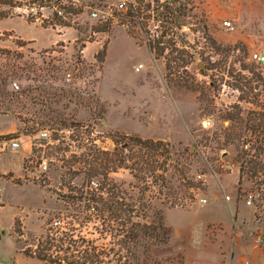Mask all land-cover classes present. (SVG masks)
Masks as SVG:
<instances>
[{
    "label": "rangeland",
    "instance_id": "rangeland-1",
    "mask_svg": "<svg viewBox=\"0 0 264 264\" xmlns=\"http://www.w3.org/2000/svg\"><path fill=\"white\" fill-rule=\"evenodd\" d=\"M121 1L0 0V114L19 123L30 154L0 150V239L13 248L19 217L26 253L52 264H184L190 239L225 243L226 258L264 255L261 196L247 206L253 184L238 185L242 147L217 145L236 105L243 119L264 108V74L251 61L264 53V0H126L118 11ZM95 8L113 18L97 21ZM56 16L69 26H52ZM168 61L181 67L168 71ZM43 130L50 140L38 138ZM125 136L169 144L166 181L160 167L138 169L163 157ZM117 146H130L134 171L112 172ZM116 201L134 204L135 221L147 224L162 211L168 245L130 240ZM219 220L231 228L211 223Z\"/></svg>",
    "mask_w": 264,
    "mask_h": 264
},
{
    "label": "trees",
    "instance_id": "trees-1",
    "mask_svg": "<svg viewBox=\"0 0 264 264\" xmlns=\"http://www.w3.org/2000/svg\"><path fill=\"white\" fill-rule=\"evenodd\" d=\"M7 4L12 7L13 2H1ZM8 15L0 14V20L7 18ZM52 26H69L66 24L62 17L56 16V24H52ZM103 32H107L108 30H102ZM28 42L21 41L20 45H26ZM151 47V46H150ZM155 50V48H152ZM156 54L161 55L163 51H155ZM181 66H173L170 61L167 62V70L171 71L172 69H179ZM258 107L262 109V111L255 112L250 111L247 115L246 119L242 118V110L239 105H236L235 108L239 110L237 115L227 114V118L233 121V125L226 129L224 132V143L217 140V145H219L220 149H223L224 146L229 145H237V147H242L240 154L238 155V159L240 162V173H239V181L238 185L241 186L246 177L253 184L252 190L260 194L261 199L264 200V108L260 102H258ZM1 115V114H0ZM19 131V130H18ZM246 132H250L254 137L252 140H246L247 137L245 135ZM20 138L18 133L10 134L7 136H3L0 139L12 140ZM125 140H129V142H133L135 145L143 148L146 151H155L158 156L163 157V161L161 164L157 160H152L151 162L144 163L145 166H140L139 171H150L153 172L157 168L160 167L162 170L161 179L166 181L164 174L168 171V161L171 159L169 144L163 141H153L150 139H142L140 137H129L125 136ZM118 143V142H117ZM119 144V143H118ZM130 145V144H128ZM249 145V149H245V146ZM130 146L123 149L122 152L118 153L119 147L117 146L116 152L119 155V165L113 168L112 172H117L118 169H125L134 171L135 169L126 162L124 151L128 150ZM105 155H110L107 152H103ZM116 154V153H115ZM147 161V160H146ZM110 163H114L111 161ZM109 167V166H108ZM163 168V169H162ZM135 177L139 178V175H135ZM104 189L101 188V191ZM113 197H118V193L113 192ZM123 200V198H122ZM99 201L103 203L104 206V197L101 194L99 196ZM114 206H122L116 210H120L121 214H125L126 219L125 222L130 224V230L128 231V237L135 243H140L142 239H148L149 243L156 246L168 245L171 237L172 230L165 223L164 214L162 211H158L156 214L155 220L150 223H143L135 221V219L139 218L138 210L134 204H125L124 202L116 201ZM109 206L110 209L113 208ZM124 209V210H123ZM115 211V212H116ZM121 215L118 214L119 218ZM17 233L21 234V230L17 231ZM126 235V236H127ZM38 257V256H37ZM39 259L46 260L38 257Z\"/></svg>",
    "mask_w": 264,
    "mask_h": 264
},
{
    "label": "crops",
    "instance_id": "crops-1",
    "mask_svg": "<svg viewBox=\"0 0 264 264\" xmlns=\"http://www.w3.org/2000/svg\"><path fill=\"white\" fill-rule=\"evenodd\" d=\"M1 21V20H0ZM1 31V30H0ZM1 41V40H0ZM29 41V40H24ZM0 121L8 123L4 128H0V137L4 135L15 134L19 130V123L15 120H9L8 116L0 115ZM19 143L17 149L12 151L22 150V161L26 158H29L30 154H25L28 148H25L26 140L24 137H20L16 139ZM28 152V151H27ZM12 172L7 170L2 173L6 175V173ZM13 173V172H12ZM239 171H237L238 175ZM15 174V173H14ZM18 175V174H16ZM21 175V174H20ZM19 175V176H20ZM4 209V206H1V210ZM0 210V212H1ZM19 217L15 218L14 225L12 227V231L15 236L14 246L11 250L7 247V242L3 238L0 239V264H52L47 260L39 259L35 252L32 255H28L26 253V249L29 246L24 247V241L20 242L21 238L24 236V231L27 234L26 226L22 224L21 221V234L17 233L15 225L16 220ZM212 224H217L222 227L223 230L228 231L231 228L229 223H224L222 220L213 221ZM259 241V239H258ZM203 242V241H202ZM197 242L193 244L192 240L188 241V244L185 245V253H184V264H264V255L255 254L252 256L236 253L230 254V257L226 258L225 252L228 248L225 243L218 240H209V244L206 242ZM207 244V245H206ZM206 245V246H205ZM223 246V247H222ZM206 254L207 258L204 260L203 256Z\"/></svg>",
    "mask_w": 264,
    "mask_h": 264
},
{
    "label": "built area",
    "instance_id": "built-area-1",
    "mask_svg": "<svg viewBox=\"0 0 264 264\" xmlns=\"http://www.w3.org/2000/svg\"><path fill=\"white\" fill-rule=\"evenodd\" d=\"M126 6H127V1L122 0L117 6L118 11H123ZM91 17L96 19L99 22H108L109 20H111L113 18V11L111 8H109L107 10L95 8V9L91 10ZM225 25L232 28V25L229 22H225ZM251 61L254 62L256 65H258L260 70L264 74V53H260V52L252 53L251 54ZM140 67H142V66L140 65L139 68ZM70 79H71V75H67V80H70ZM18 88H19L18 83L15 82L12 85V89L15 90ZM204 126H205V128L210 127L211 122L206 121ZM50 135L51 134L48 130H43L40 132L38 138L43 139V140H50V137H51ZM18 146H19V143L17 142L16 139H12V140L4 139V140L0 141V150H2V151H6L7 149L15 150L18 148ZM249 148H250L249 145L245 146V149H249ZM47 164H48L47 160L43 159L41 167L44 169V171L47 170ZM92 185L97 186V184L95 182H92ZM226 199L231 200V197L227 196ZM246 199H247V201H246L247 206H253L255 203V200L257 199V193L249 192L246 195ZM261 201L263 202L262 204H263V212H264V200L261 199ZM202 203H206V200H202ZM0 204H1V199H0ZM259 241L262 242V239H259Z\"/></svg>",
    "mask_w": 264,
    "mask_h": 264
}]
</instances>
